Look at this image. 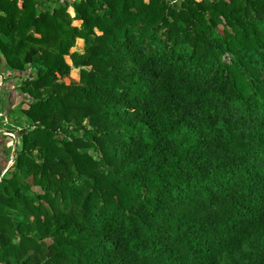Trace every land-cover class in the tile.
<instances>
[{"label":"trees","instance_id":"16d2710c","mask_svg":"<svg viewBox=\"0 0 264 264\" xmlns=\"http://www.w3.org/2000/svg\"><path fill=\"white\" fill-rule=\"evenodd\" d=\"M0 56V264H264V0H0Z\"/></svg>","mask_w":264,"mask_h":264},{"label":"crops","instance_id":"0c3cea01","mask_svg":"<svg viewBox=\"0 0 264 264\" xmlns=\"http://www.w3.org/2000/svg\"><path fill=\"white\" fill-rule=\"evenodd\" d=\"M2 64H3V59L0 56V68ZM0 76L2 77V80H3V88L2 90H0V93H6L7 95L6 100H7L8 109L6 111V115H8V112H10L11 110L13 111V109L16 110L17 107L22 103V97L18 95V93L15 91L17 87L15 85V81L14 80L9 81V79L11 78V75L9 72H7L6 74L7 79L3 77L1 71H0ZM4 115L2 117L4 124L2 126L0 125V173H2L3 170L5 169V168L3 169L5 159H6V154H5L4 149L8 151V146L6 145L8 138L3 137L4 136L3 131H10V130L5 129L6 123H9L8 125L10 128H12L13 126L12 125L13 122L10 119H7V117Z\"/></svg>","mask_w":264,"mask_h":264},{"label":"rangeland","instance_id":"374dc122","mask_svg":"<svg viewBox=\"0 0 264 264\" xmlns=\"http://www.w3.org/2000/svg\"><path fill=\"white\" fill-rule=\"evenodd\" d=\"M65 1H70L71 2V0H65ZM69 10H70V15H71L72 9L70 8ZM73 25H77L78 26L79 22L78 23L73 22ZM77 46H78V50L80 51L82 49V44H81L80 41L78 42ZM80 47H81V49H79ZM66 61H67L68 64H70V60H69L68 57H66ZM0 71L2 72L3 77L7 79L6 74H7L8 71H6V68L3 65L1 66ZM78 73H79L78 69L77 70L76 69H72L71 72H70V79H73V80L77 81L78 77H79ZM11 76H13V75H11ZM70 79H66L65 82L68 83ZM10 80H14L15 81V85L18 86L19 80L15 79V78H12V77L10 78ZM6 98H7L6 93H0V125L1 126L4 124L3 118H2L4 114H5L4 116H6L7 119L12 120V118H13L15 122L19 121V120L21 121V118H22V116H20L19 110H17V109L16 110L13 109L14 111H12L10 115H6V111L8 109ZM22 106H23L22 108H26V105L23 104ZM8 124L9 123H6L5 129L10 130L11 128L9 127ZM3 137L8 138V140L6 142V145L8 146V150L11 149V151L13 152L14 146L12 144H14V142L9 137H6V136H3ZM11 155H12V153L10 152V158H12ZM9 162H10V160H9Z\"/></svg>","mask_w":264,"mask_h":264},{"label":"built area","instance_id":"2783aa9c","mask_svg":"<svg viewBox=\"0 0 264 264\" xmlns=\"http://www.w3.org/2000/svg\"><path fill=\"white\" fill-rule=\"evenodd\" d=\"M3 88V80H2V77L0 76V90H2ZM3 135L6 136V137H9L11 138V140L14 142L15 144V134L12 133V132H8V131H3ZM14 144H12L14 146ZM12 157V155H11ZM12 159L13 157L10 159V162H8V164L5 166V169L3 170L2 172V175L7 171V169L10 167V165L12 164ZM8 166V167H7Z\"/></svg>","mask_w":264,"mask_h":264}]
</instances>
